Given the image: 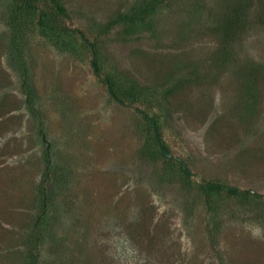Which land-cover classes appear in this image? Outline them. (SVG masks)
Returning a JSON list of instances; mask_svg holds the SVG:
<instances>
[{
  "label": "rangeland",
  "instance_id": "374dc122",
  "mask_svg": "<svg viewBox=\"0 0 264 264\" xmlns=\"http://www.w3.org/2000/svg\"><path fill=\"white\" fill-rule=\"evenodd\" d=\"M135 1L0 0V264H23L47 146L40 264H264V0L227 38L233 0L111 24Z\"/></svg>",
  "mask_w": 264,
  "mask_h": 264
},
{
  "label": "trees",
  "instance_id": "16d2710c",
  "mask_svg": "<svg viewBox=\"0 0 264 264\" xmlns=\"http://www.w3.org/2000/svg\"><path fill=\"white\" fill-rule=\"evenodd\" d=\"M164 0H136L126 11L120 12L118 16L116 17V20H113L111 22L115 23L117 21H124L127 23H132L136 21L137 19L142 20L146 15L152 13L155 9V7ZM54 7L61 13H64L65 10L63 6L60 4L59 0H51ZM251 0H233V2L228 5L222 14L223 21L217 20L216 24L219 29L222 30V36L227 38L230 33H235L237 31L245 30V28L248 25V16ZM27 6V4H26ZM18 7H21V4L18 5ZM28 7H31L30 5ZM13 15L16 18V8H14ZM259 16V21L261 23H264V11H262ZM38 23L41 27L45 26V23L39 19ZM107 85L109 86V90L111 94L115 97H117L116 92L112 89L111 86V80L105 79ZM146 115V114H145ZM146 117V116H145ZM152 122V121H151ZM153 126V125H152ZM154 129V128H153ZM39 133L43 134L42 130L39 129ZM50 147L45 148V178L46 181L42 184V186L39 187V193L40 198L38 197V213L36 215L35 221H34V230L32 233L29 234L26 244H25V250L23 251V264H40L42 261V253H41V244H42V234H40V231L37 230V227L39 224L45 221L49 211L51 212L50 208V194L48 191L47 186V177H49L48 174L51 176L52 173L55 171L52 165V155L49 151ZM56 171L54 172V174ZM60 171H58L56 178L59 179V181L56 183L58 184L61 180V178L58 176ZM188 174V173H186ZM205 189L209 190H219V188H224V186L217 185V184H206L203 186ZM58 187H54V190H57ZM225 190L230 193H244L248 195H253L255 197H259L260 195L258 193H253L252 191H240L237 188H231V187H225Z\"/></svg>",
  "mask_w": 264,
  "mask_h": 264
},
{
  "label": "water",
  "instance_id": "95a60500",
  "mask_svg": "<svg viewBox=\"0 0 264 264\" xmlns=\"http://www.w3.org/2000/svg\"><path fill=\"white\" fill-rule=\"evenodd\" d=\"M119 102L126 105V106H131V104L129 102H124V101H120V100H119ZM151 121H152L153 128L156 131V126H155L154 120L151 119ZM158 143H159V148H160L161 154L164 156H171V154L169 153L167 148L163 144H161L159 141H158ZM183 168L186 172H190V170L185 165H183Z\"/></svg>",
  "mask_w": 264,
  "mask_h": 264
}]
</instances>
